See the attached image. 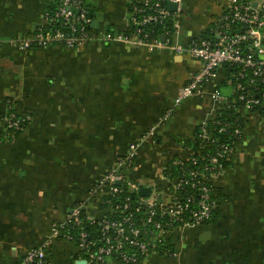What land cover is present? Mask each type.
Here are the masks:
<instances>
[{
  "label": "crops",
  "instance_id": "1",
  "mask_svg": "<svg viewBox=\"0 0 264 264\" xmlns=\"http://www.w3.org/2000/svg\"><path fill=\"white\" fill-rule=\"evenodd\" d=\"M54 1L0 0V134L11 106L31 116L14 141H0V264H15L44 245L53 224L76 204L102 215L89 200L90 187L131 143L139 144V155L129 176L149 189L164 188L171 161L187 156L188 140L215 116V90L233 93L230 82L221 90L228 79L220 67L202 94L176 105L179 88L201 67L188 54L118 42L28 50L6 42L32 34ZM225 1L183 0L177 40L187 44L205 33ZM88 2L98 32L125 29L127 0ZM240 113L246 124L233 163L212 177L224 194L217 218L172 229L166 238L173 257L156 254L140 264H264V115ZM49 250L56 264L78 263L73 242L56 241Z\"/></svg>",
  "mask_w": 264,
  "mask_h": 264
},
{
  "label": "built area",
  "instance_id": "2",
  "mask_svg": "<svg viewBox=\"0 0 264 264\" xmlns=\"http://www.w3.org/2000/svg\"><path fill=\"white\" fill-rule=\"evenodd\" d=\"M168 2L177 3V9H168ZM182 2L127 0L125 29L100 33L84 0H61L54 11L45 13L44 21L32 34L6 40L22 50L57 44L75 48L100 41L123 43L150 52L188 54L199 60L201 67L179 88L176 105L202 94L220 67L226 69L233 87L230 97L215 90L214 97L219 102L215 116L200 124L199 136L217 145L216 151L207 155L205 164L185 147L187 156L173 161L184 168L183 173L171 178L164 188L150 189L149 196L134 198L142 184L129 176L139 155V144L131 143L116 165L90 187L89 200L98 204L103 214H87L85 202L76 204L64 221L53 224L44 245L29 248L15 264H56L49 250L56 241L75 243L80 254L77 262L81 264H140L160 252L167 232L177 227L203 225L213 218L217 198L212 194V177L223 173L226 163L233 159L246 124L236 120L231 127L226 121L216 120V115L231 104L244 120L241 108L264 115V0H226L218 20L187 44L176 38ZM152 24L162 25L159 36L149 28ZM30 119L29 114L8 113L0 141H14ZM209 121H214L217 127H209ZM216 132L224 133L227 141L220 142ZM186 186L193 191L184 192Z\"/></svg>",
  "mask_w": 264,
  "mask_h": 264
},
{
  "label": "trees",
  "instance_id": "3",
  "mask_svg": "<svg viewBox=\"0 0 264 264\" xmlns=\"http://www.w3.org/2000/svg\"><path fill=\"white\" fill-rule=\"evenodd\" d=\"M84 1L86 3L87 7L89 8L91 14L95 18L96 17V10L88 2V0H84ZM60 3H61V0H55L51 5H49L48 11L49 12L54 11ZM149 28L155 30L156 36H159L163 31L162 25H159V24H152L149 26ZM10 112H15V111L13 109H11L9 111V113ZM216 120L226 121L231 125V127H234L236 125V120H239V122L242 124H244L246 122L242 117H240L238 115L235 107L232 106V104L225 110H219L217 115H216ZM208 126L215 128V127H217V124L214 121H209ZM21 132L22 131H20L18 133V135ZM199 135H200V127L197 129L195 135L191 139L188 140V142L186 143V147L190 148L191 151L195 152V154L197 155L201 164H205L206 159H207V155L214 153L216 151L217 145L215 143H212V142H209L207 140L202 139ZM216 137L219 138L220 142H226L227 141L226 135L224 133H217L216 132ZM178 159H174V160H178ZM173 161H171V163L169 164V166L165 170L166 175L169 176L170 178H175L176 176H180L184 171V168L182 166L173 163ZM232 163H233L232 160L228 161L226 163V168L230 167L232 165ZM190 190L193 191V189L190 186H186L184 188V192L190 191ZM212 194H213V197L217 198V205L214 209L213 218L209 222H207L203 225H207V224L212 223L217 218L218 214L220 213V200L224 197V194H223L222 190L220 188L216 187L214 184L212 185ZM137 196H140V195H138V194L133 195L134 198H136ZM159 249H160L159 250L160 252L158 254H160L162 256L166 255V256L173 257V254L175 252L173 244L167 238L165 239L164 243L160 246Z\"/></svg>",
  "mask_w": 264,
  "mask_h": 264
},
{
  "label": "water",
  "instance_id": "4",
  "mask_svg": "<svg viewBox=\"0 0 264 264\" xmlns=\"http://www.w3.org/2000/svg\"><path fill=\"white\" fill-rule=\"evenodd\" d=\"M177 6H178V4L174 3V2H168L167 3V8L170 10H176ZM162 38H164V36H162ZM118 183H120V182H118ZM149 194H150V189L148 187L142 186L139 189V195L147 197V196H149ZM78 264H81V263L78 262Z\"/></svg>",
  "mask_w": 264,
  "mask_h": 264
},
{
  "label": "rangeland",
  "instance_id": "5",
  "mask_svg": "<svg viewBox=\"0 0 264 264\" xmlns=\"http://www.w3.org/2000/svg\"><path fill=\"white\" fill-rule=\"evenodd\" d=\"M228 85H229V81H228L227 84H225V86H221V87H220L221 90H222V91H225V89H226L227 87H229ZM13 106H15L14 103H13ZM9 107H10V106H9ZM11 109H13L12 106H11ZM13 110H14V109H13ZM7 111H8V112L6 113V115L9 113L10 110L7 109ZM17 114H18V113H17Z\"/></svg>",
  "mask_w": 264,
  "mask_h": 264
}]
</instances>
